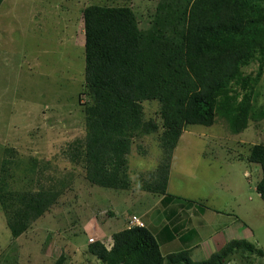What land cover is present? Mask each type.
Returning <instances> with one entry per match:
<instances>
[{"label":"rangeland","instance_id":"1","mask_svg":"<svg viewBox=\"0 0 264 264\" xmlns=\"http://www.w3.org/2000/svg\"><path fill=\"white\" fill-rule=\"evenodd\" d=\"M10 1L0 4V175L2 161L11 160L6 165L9 187L34 189L35 163L44 177L66 185L56 203L15 238L0 208V264H53L61 255L62 264H102L88 251L90 237L109 242L113 232L127 227L123 222L132 214L152 225L165 221L157 211L161 205L154 208L161 196L144 188L161 158L160 104L142 102L143 119L153 120L158 129L133 138L127 156L130 187L115 190L90 184L83 167L72 163L65 150L86 134L81 11L105 2ZM156 1L114 0L112 5L132 7L140 28H147ZM255 70V64L247 68ZM259 83L255 107L264 106V76ZM254 143H264V118L252 117L244 129L231 132L217 117L210 126L185 127L173 150L168 190L204 207L187 210L191 219L185 223L202 239L211 236L216 246L211 252L234 238L246 239L264 252V201L255 189L261 169L247 160ZM100 229L105 235L97 233ZM215 233L225 239L221 246ZM209 252L199 246L191 257L202 260ZM246 262L236 254L226 264H264V254Z\"/></svg>","mask_w":264,"mask_h":264},{"label":"trees","instance_id":"2","mask_svg":"<svg viewBox=\"0 0 264 264\" xmlns=\"http://www.w3.org/2000/svg\"><path fill=\"white\" fill-rule=\"evenodd\" d=\"M82 17L86 134L65 154L83 167L90 184L130 187L127 156L133 138L158 129L143 119V101L160 104L161 158L144 188L160 195L162 203L176 197L166 186L185 127L210 126L220 117L238 132L250 118H264V106L255 107L264 76V0H157L147 28H140L127 5L90 4ZM253 64L256 70L247 71ZM247 160L260 166L255 189L264 201V143L252 144ZM10 163L4 159L1 165L0 208L15 238L56 203L66 183L44 177L34 163L36 188H10ZM111 238L109 249L100 240L89 243V253L102 264H226L236 254L247 262L264 254L248 240L234 238L202 260L192 259L190 249L162 255L149 227L128 224ZM62 263L61 255L53 264Z\"/></svg>","mask_w":264,"mask_h":264},{"label":"crops","instance_id":"3","mask_svg":"<svg viewBox=\"0 0 264 264\" xmlns=\"http://www.w3.org/2000/svg\"><path fill=\"white\" fill-rule=\"evenodd\" d=\"M7 0H2V2H6ZM10 1V0H9ZM105 2L104 6H117V5H112L117 2H114V0H102ZM1 2V4H2ZM11 2V1H10ZM4 5V4H3ZM82 14V11H81ZM40 14L38 13V17ZM84 34V33H83ZM173 153L171 156V161H172ZM171 161H170V169H169V174L171 170ZM251 168V167H250ZM256 168V167H255ZM252 170V168L250 169ZM247 176V172H244V176ZM169 177V175H168ZM168 182L167 181V186H166V192L171 194L168 190ZM176 196L175 198H172L171 200H168L167 203H162L161 198L158 197V203L155 204L154 208H157V205H161V208L157 209L165 218V221L162 222V224L156 225V224H148L142 221L146 224L147 227L151 230V232L154 234V236L158 239L159 242V247L162 255H166L170 253L171 251L169 250V247L174 246L176 249H190L192 253V249H197L199 246L204 247L207 249L209 252V255L212 253L211 251L215 249V241H213L210 237H205L201 238L200 234L197 229L189 227L186 225L185 222L190 221V214L186 212L193 206H200L202 211L204 210V207L197 204V200L190 196H178L175 194H172ZM259 195V194H258ZM156 217V216H155ZM127 221L123 222L124 225H126ZM126 227V226H125ZM98 234L105 235L103 230L100 229ZM216 234V233H215ZM219 238V245L221 246L225 239L220 238L218 234H216ZM180 241L181 244L177 245L176 242ZM104 245L108 248L111 247L112 245V238L110 239L109 242L106 240L104 241ZM182 247V248H181ZM208 255V256H209Z\"/></svg>","mask_w":264,"mask_h":264},{"label":"built area","instance_id":"4","mask_svg":"<svg viewBox=\"0 0 264 264\" xmlns=\"http://www.w3.org/2000/svg\"><path fill=\"white\" fill-rule=\"evenodd\" d=\"M131 226H140V227H143L144 226V223L143 221L141 220V218L135 214L131 215L130 216V220L128 222V227H131ZM89 242H93L94 239L92 237H90L88 239ZM109 249V247H108Z\"/></svg>","mask_w":264,"mask_h":264}]
</instances>
